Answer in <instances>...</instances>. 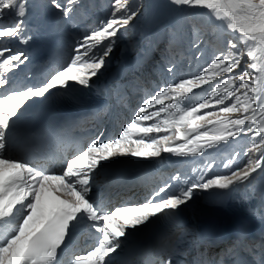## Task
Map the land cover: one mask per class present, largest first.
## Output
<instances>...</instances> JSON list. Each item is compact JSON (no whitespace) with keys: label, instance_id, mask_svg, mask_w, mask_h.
I'll use <instances>...</instances> for the list:
<instances>
[{"label":"snow or ice","instance_id":"6c2138e0","mask_svg":"<svg viewBox=\"0 0 264 264\" xmlns=\"http://www.w3.org/2000/svg\"><path fill=\"white\" fill-rule=\"evenodd\" d=\"M168 2L185 16L197 9L206 10L210 20L236 39H228L223 50L214 49L211 62L199 74L166 83L154 95L147 94L116 136L99 132L72 158H65L61 173L56 174L15 154L12 130L16 122L28 104L47 98L53 91L90 88L139 9L132 10L129 0H112L110 16L76 40L66 65L39 84L10 88L11 74L30 59L11 47L32 39L25 26L30 0H0V264H60L58 257L66 240L81 223L94 230L96 243L74 255L72 264H115L139 226L187 207L200 192H230L246 186L258 172L264 173V0ZM79 3L49 0V6L68 20ZM202 42L197 33L192 47L199 49ZM197 89L206 92L207 98L187 106ZM232 114H239V118L233 119ZM242 137L251 145L243 153L246 162L237 165L240 154H236L223 165L230 170L228 174L209 176L213 161L207 170H199V175L196 169L188 178L177 172L135 205L105 207L94 197L97 171L116 157L153 160L163 153L203 156ZM245 230L242 221L231 245L211 257L206 251L199 253L193 264H201V257H206L208 264H246L240 253L255 245L246 240ZM260 247L264 248V242ZM182 254L172 245L162 264H180ZM260 264H264V257Z\"/></svg>","mask_w":264,"mask_h":264},{"label":"rangeland","instance_id":"374dc122","mask_svg":"<svg viewBox=\"0 0 264 264\" xmlns=\"http://www.w3.org/2000/svg\"><path fill=\"white\" fill-rule=\"evenodd\" d=\"M96 1L97 0H85V2H80V4L89 5L90 7L88 9L91 13H97L96 10H98V12H101L102 14H105L107 17H109L110 12L112 10V0H99L100 2ZM129 3L132 10L139 9V12L137 17H135L129 23V25L126 26L124 30H122L120 36L130 35V32L133 31L134 34L137 33V38L140 37L144 30V13L146 12L147 18L148 13L152 9L156 10V16L150 19L149 24L151 22H156V25H158L159 23L158 18L160 16V19H163L177 12L174 11L173 7L169 5L168 0H129ZM175 15L176 16H174L171 20L164 24V28L165 26H168L167 30L170 32H164V35L160 34L163 31V27L160 28L158 33L160 34L158 36L160 40H157L158 43L153 48L155 51H157L158 57L162 58L165 61L163 64L167 66V69L175 65L174 71L169 74L172 77V80L178 81L181 78H188L190 75L199 74L202 71V68L206 67L207 63L211 62L214 49L223 50L226 46V42L228 39L235 40L236 38L232 34L226 33L224 28L218 22L213 23V21L211 20H206L205 23V19L209 18L206 10L197 9L194 11V14L189 16H185L182 12H178ZM180 17H186L182 19H184L183 21L186 20V24L188 25V32L185 35V37H188V39H185L184 46L178 44L180 40L179 37L184 31L182 29L181 23L178 22V20H180ZM194 18H199V20L193 21ZM138 21L139 24L136 25ZM201 22H204V25H202ZM148 32L154 31H152V29L147 31L146 25V33ZM197 33L202 35L203 40V42L200 44L199 49L192 47L193 43L197 39ZM194 34L196 37L194 36ZM136 43L137 41L135 42V44ZM148 43L149 42L144 41V46H142L141 52H144L148 48ZM170 43L174 45L169 46ZM137 47L138 46H132V50H134V48L137 49ZM199 53H203V55L200 56V59H196ZM253 74L255 75V71L253 72ZM214 83L215 82H213V84ZM195 92L196 95L193 96L189 106L201 102L202 98H207L206 92H201L199 89L195 90ZM232 118H239V114H232ZM233 142H237L239 145H242V147L246 148L247 150H249V148L251 147L249 139L247 137L238 138L237 140L230 141L229 143ZM229 143L218 148V153L216 154V157L220 153H229ZM227 155L230 159V153ZM253 156L255 157V154H253ZM235 162H238V159Z\"/></svg>","mask_w":264,"mask_h":264},{"label":"bare ground","instance_id":"6f19581e","mask_svg":"<svg viewBox=\"0 0 264 264\" xmlns=\"http://www.w3.org/2000/svg\"><path fill=\"white\" fill-rule=\"evenodd\" d=\"M147 25V31L151 30L154 31L156 25V22H149L146 24ZM23 68H18L14 72H20ZM20 70V71H19ZM13 72V73H14ZM13 73L11 75H13ZM27 107V106H26ZM16 125L14 129L12 130L13 132L16 131ZM255 176L250 180L248 185H250V188L247 190V194L244 197H239L236 201H234L233 205L230 203L229 205L225 206H217L215 207L214 205L208 204V202L204 201L201 198H194V200L189 204L193 206L191 208V214L188 216L189 222L192 224H199L201 221L200 215L202 217L205 216H211L213 218L219 219L221 222H225L232 213H243L245 216L248 217H257L258 215V198L255 200H252L253 196V186L255 183ZM259 182V181H258ZM244 188H240L237 192V195L244 194ZM257 196L260 195L259 193H256ZM260 200V198H259ZM259 202V201H258ZM215 250V249H213Z\"/></svg>","mask_w":264,"mask_h":264}]
</instances>
